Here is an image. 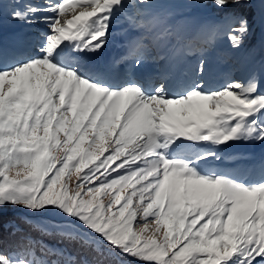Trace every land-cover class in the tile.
Returning a JSON list of instances; mask_svg holds the SVG:
<instances>
[{
    "label": "snow or ice",
    "instance_id": "snow-or-ice-1",
    "mask_svg": "<svg viewBox=\"0 0 264 264\" xmlns=\"http://www.w3.org/2000/svg\"><path fill=\"white\" fill-rule=\"evenodd\" d=\"M67 2L44 0L22 8L17 3L5 10L6 0H0V18L6 11L11 22L45 24L49 29L34 56L0 67V264H76L37 257L36 242L13 217L5 218L6 208L30 214L26 216L53 214L67 223L78 221L90 243L112 255V264H128L123 257L152 264H264V178L246 183L204 172V164L220 158L216 151H182L185 142H210L214 147L264 144V66L250 67L246 83L233 79L215 89L205 78L204 60L198 78L181 84V92L172 91L163 80L150 87L139 80L109 83L73 70L76 62L61 66L54 56L59 55L57 49L63 51L60 41H71L74 52L100 53L118 16L130 6L143 16L154 9L201 5L76 0L79 13L62 19ZM211 4L219 13L212 34L224 31L236 51L249 35L264 34V0ZM8 45L18 44L15 39L3 41L0 56ZM135 63L143 73L142 58ZM194 100L202 103L193 106ZM176 105L194 107V118H177ZM113 134L116 138L104 155L105 137ZM89 137L92 143L86 150L81 145ZM73 141L75 146L69 147ZM57 146L64 155L49 158L50 147ZM77 156L79 161L70 165ZM20 165L28 170L25 179L9 180L6 170ZM70 167L77 175L72 194L66 185L54 191ZM106 190L109 203H97ZM113 205L119 207L113 211ZM153 223L157 233L162 226L163 240L142 242L136 230ZM45 255L64 253L46 249Z\"/></svg>",
    "mask_w": 264,
    "mask_h": 264
},
{
    "label": "rangeland",
    "instance_id": "rangeland-1",
    "mask_svg": "<svg viewBox=\"0 0 264 264\" xmlns=\"http://www.w3.org/2000/svg\"><path fill=\"white\" fill-rule=\"evenodd\" d=\"M175 2H178V0H174ZM43 3L44 0H6L7 4H4L5 10L9 6L15 5L19 3L21 5V8L25 3ZM185 4H188V2L194 3L195 0H184ZM128 3L131 5L133 3V0H128ZM167 4H174L173 0H168ZM177 4V3H175ZM10 10V8H9ZM80 11L79 5L76 3V0H68L66 4V10L65 13L62 16L67 17L68 19H71L74 14H78ZM158 12V13H157ZM174 13V17L178 20V22L175 20L174 26L172 30L168 31L167 34L164 33V29L167 28L168 21L165 19V15L167 13ZM149 15H160L162 17L163 29L159 31V25L156 22V18L149 19L150 17L148 15H137V10L133 7H129L125 10L124 13L120 14L115 21V26L112 30V34H117L119 36L120 33L124 32V38L120 39V41H130L133 39V42H135V47H133L131 56V64L132 67L136 68V58L141 57L143 64H152L157 68V74L156 78L153 82H150L146 85V87H150L152 84H154L158 80H163L164 82L168 83L171 87V90L176 86H180L181 84L190 83L194 80H196L199 76V67H200V61L204 60L206 68H207V75L206 80L209 82L212 88H218L219 86H222L227 81L238 79L242 83L247 82L248 77V70L250 67H256L257 69H260L262 66H264V63H260L259 61H262V54L263 50L261 48L258 49L256 56V60H252V62L248 63L247 66H241L237 65L236 61L233 56H230L228 58V61L230 65H227L226 67L223 65L222 61L223 57L227 56V54H230L229 51H225L221 53L222 60L221 63L217 62L216 60L219 59L218 55L219 53H214V49H216L224 40H225V33L224 31L219 32L216 35H213L211 32L212 27L214 26V19L209 15L207 11H205L201 7H195L192 9L191 7H182V8H172L167 10H150ZM201 17L202 21L201 23L197 22L193 24L194 20L198 19L197 17ZM129 17H132L135 21L133 23ZM194 21L193 23L190 21ZM160 21V20H159ZM83 22V21H82ZM184 25L183 30L181 29V24ZM132 23V24H130ZM199 23V24H198ZM142 25V26H141ZM79 25L74 26L70 31H75V27H78ZM0 27L4 30V32H7L8 42L10 43L13 39L16 40L17 33H21L24 36H27L28 34H31L35 37H31L30 44H35V47L30 48V53L27 54V57L19 59L17 63H9L7 62V59L2 60L0 57V67L4 66H15L16 64L24 63L29 57L34 56V53L37 48V44L39 42L44 41V34L49 32V29L47 28V25L45 24H24L20 22H11L9 21V17L7 12L5 11L4 17L0 18ZM181 30L180 33L178 30ZM24 31V32H23ZM159 31V32H158ZM183 32V34H182ZM24 33V34H23ZM58 35V33H55ZM261 35V34H259ZM169 38L170 41H169ZM218 39V42L215 40ZM17 41V40H16ZM126 43V42H125ZM131 43V42H130ZM129 43V44H130ZM18 45H9L15 47L20 46L22 42L17 41ZM24 45V44H22ZM129 47H127L128 50ZM207 49L208 52L205 53V51L202 53L199 49ZM8 53V51H7ZM212 53V54H211ZM9 54V53H8ZM215 54V55H214ZM221 58V57H220ZM188 61V62H187ZM192 62V63H190ZM191 65H188V64ZM260 63V64H259ZM182 64V66H181ZM78 63L75 64V67H73V70H78ZM173 69V72H166L163 73L164 68ZM182 67V69H181ZM42 70V69H41ZM79 71V70H78ZM81 72V71H79ZM133 74V71L131 72ZM8 85L5 84V90L7 89ZM183 89L179 87V91L181 92ZM201 101L194 100L192 102V105H198L201 104ZM174 108V114L177 118H194L195 112L194 107L193 109H189L186 105H176L173 106ZM63 111V109L61 110ZM127 112V109L125 110ZM71 118V117H70ZM121 121L123 122V117L121 118ZM120 129H117V132ZM42 135V132L40 133ZM61 139H63L64 134L60 133ZM116 138L115 134L111 137H105V148L106 152L104 155L108 154V151L111 149V141ZM75 141L69 146L74 147ZM92 143L91 137H89L83 145H81L82 148L88 149L89 145ZM179 143V142H177ZM203 142L200 144L202 145ZM198 144V145H200ZM203 149H207L205 146ZM202 149V150H203ZM130 150V149H129ZM264 150V149H263ZM185 155H190L189 151H194L190 147H186L182 150ZM64 152L61 151L60 147L57 146L56 149H52L50 147L49 150V158H54L57 156H63ZM99 155V153H98ZM220 155V154H219ZM79 156L76 157L73 161L70 162V165H74L79 161ZM104 156H100V159H103ZM223 162L220 159H210V161L207 164H204L202 166V169L211 171L216 170L220 163ZM99 163V160L93 161L88 165L89 168L93 167L94 164ZM118 163V161H117ZM59 167V164L57 165ZM112 167H115V164L112 165ZM258 169V168H257ZM88 169H84V172H86ZM110 170V169H109ZM122 171V170H121ZM17 172H20L21 175L17 176ZM28 170L23 169L22 165L10 168L6 170V175L8 176L9 180L11 179H18L20 181H23L25 179V176L27 175ZM259 170H253L254 174H258ZM83 175V172L80 174ZM47 179V177L45 178ZM260 178H258L259 180ZM3 180V177H0V181ZM77 182V175L73 168L70 167V170L66 172L64 179L61 181L60 184L56 186L54 191H63L64 186L69 189L68 194L71 195V189L75 187V183ZM43 191V189H42ZM110 190H106L105 192H102L101 195L97 198V203L102 202L104 205H107L111 199V196L107 194V192ZM127 191H131V188L129 187ZM126 194V193H125ZM114 195V193H113ZM123 203V201H122ZM119 206L113 205V211H115ZM13 210L11 208H6L4 211ZM15 211V210H14ZM18 212H21L24 215H30L27 213H24L20 210H16ZM35 219H40V221H50L53 224V228L56 230H62L67 229V227H77L79 229V232L81 233L80 236L84 238H88L87 230L83 229L82 226L79 224V222H73V223H67L62 219V215H53L48 214L46 216H28ZM158 225L155 223L148 225L146 229L142 230H136L137 233L141 236L142 242L145 240H148L149 238L157 239L158 242L163 240V228L161 227V231L159 233L156 232V228ZM175 238V237H173ZM147 264H152V262L144 261Z\"/></svg>",
    "mask_w": 264,
    "mask_h": 264
},
{
    "label": "trees",
    "instance_id": "trees-1",
    "mask_svg": "<svg viewBox=\"0 0 264 264\" xmlns=\"http://www.w3.org/2000/svg\"><path fill=\"white\" fill-rule=\"evenodd\" d=\"M175 3L188 5L192 2L185 4L184 0H178ZM194 3H199L200 7L214 18V25L218 22L217 16L219 13L211 4V0H195ZM191 8L194 9L193 7ZM169 14L171 17L174 15V13ZM259 34H261V38H259ZM215 41L218 42V39ZM259 48L263 50L264 54V34L255 32L245 38L244 45L240 51H236L231 47L225 35V40L213 52L219 53L217 55L222 59L221 53L229 51L230 54H227L225 58L223 57L224 62L230 65L228 58L233 56L237 65H243L252 62L253 59L255 60ZM205 52H208V50L205 49ZM4 215L6 219L13 217L21 225L24 233L36 242L35 253L39 258L71 259L76 261V264H84L85 261L98 262V264H112V255L99 244H91L88 238L80 236L81 233L77 227L72 226L67 227V229L56 230L53 228L52 222L40 221V219L28 217L16 210L4 211ZM46 249H58L64 255L63 257L46 256ZM122 259L128 261V264H147L140 259L128 257H123Z\"/></svg>",
    "mask_w": 264,
    "mask_h": 264
},
{
    "label": "bare ground",
    "instance_id": "bare-ground-1",
    "mask_svg": "<svg viewBox=\"0 0 264 264\" xmlns=\"http://www.w3.org/2000/svg\"><path fill=\"white\" fill-rule=\"evenodd\" d=\"M167 1L168 0H153V2L154 3H156V4H161V3H167ZM155 10H157V9H154V11ZM198 19H196V20H194V21H196V22H194L193 20L192 21H190V22H194L193 24H195V23H197V22H199V23H201V21H202V19H201V17L199 16V17H197ZM81 23H83V22H81ZM198 23V24H199ZM0 30H2V29H0ZM72 30H74V29H72ZM3 31V30H2ZM70 32H73V31H70ZM33 35H31V34H28L27 36H24V35H22L21 33H18L17 35H16V40L17 41H20V42H22V44H24V45H20L21 47L22 46H25L26 44H25V40H29V39H31V37H32ZM33 37H35V36H33ZM121 37H122V35H121ZM0 40H3V41H5V40H7V33L6 32H4V37H1L0 36ZM62 42L60 41V44H61ZM71 43V41H67L66 43H64V45L71 51V48H72V45L70 44ZM120 43H123V47H121V44ZM63 44V43H62ZM33 47H35V44L33 43V46H32V48ZM127 44L125 43V42H119V38H117V34H111V36L109 37V42H108V44L106 45V47L100 52V53H86V57L84 58H82L81 57V53L82 52H74V51H71V53L73 54V55H76L77 57H78V59L80 60V61H82V68L79 70V71H81L82 73H88V74H90V75H92V76H97V75H95L94 73H92V71L90 70V68L88 69V70H86V72L84 71L85 70V68L87 67V64H90L92 61H93V59H95L98 55H100V54H102L103 53V51L104 50H106V52H109V53H112L111 55L112 56H116V55H118L119 53H122V51L124 50V49H127ZM111 48V49H110ZM19 50H22V52L23 51H25L26 49H25V47H22V48H20L19 46L17 47V48H13L12 49V51L14 52V53H16L17 54V52H15V51H19ZM128 50H129V48H128ZM57 51V50H56ZM132 51L131 50H129V53H131ZM36 54V52L34 53V55ZM54 56H55V60L56 61H61V60H57V57H56V55L54 54ZM23 57V55H19V54H17V58L19 59V58H22ZM24 57H25V55H24ZM69 56H65L64 58H62V60H65V59H67ZM18 61V60H17ZM123 72H125V70H122ZM169 71H171V72H173V69H169ZM99 77V76H98ZM100 78V77H99ZM172 87V86H171ZM173 88V87H172Z\"/></svg>",
    "mask_w": 264,
    "mask_h": 264
}]
</instances>
